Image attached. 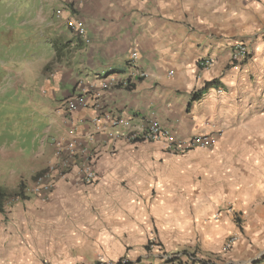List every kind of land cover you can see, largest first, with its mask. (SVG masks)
<instances>
[{
  "label": "crops",
  "instance_id": "0c3cea01",
  "mask_svg": "<svg viewBox=\"0 0 264 264\" xmlns=\"http://www.w3.org/2000/svg\"><path fill=\"white\" fill-rule=\"evenodd\" d=\"M81 7L74 15L91 44L72 43L73 51L61 49L60 62L50 66L53 49L26 95L34 114L47 120L45 133L68 135L58 102L78 80L125 76L132 49L145 77L129 90L102 94L103 109L129 123L112 129L114 137L92 126L91 109L71 115L77 135L93 134L87 147L104 167V183L51 192L48 198L60 199V206L30 207L18 219L21 242L11 264L121 257L166 264L170 256L190 254L195 264H264V0H89ZM45 23L53 40H71L53 13ZM236 43L250 57L232 67ZM203 59L211 61L208 68L197 67ZM149 120L182 140L210 135L215 145L170 155L159 143L128 142ZM65 180L78 178L71 173ZM120 183L125 189H114ZM59 228L61 234L54 232ZM230 237L235 243L225 251Z\"/></svg>",
  "mask_w": 264,
  "mask_h": 264
},
{
  "label": "rangeland",
  "instance_id": "374dc122",
  "mask_svg": "<svg viewBox=\"0 0 264 264\" xmlns=\"http://www.w3.org/2000/svg\"><path fill=\"white\" fill-rule=\"evenodd\" d=\"M88 1L0 0V187L6 192L4 200L0 201V264H11L21 242L17 222L26 216L30 207L60 206V199L48 198L51 192L94 190L104 183L101 171L104 167L99 168L97 164L98 181L93 186L82 184L78 175L74 184L56 177V169L65 158L55 154L54 144L68 137L45 133L47 120L35 115L26 101V95L37 86L44 61L52 58L53 49L55 55L50 66L60 62L62 51L69 54L73 51L69 49L72 43L84 48L91 44L87 33L89 42L84 44L68 25L71 20L74 24L77 20L81 23L74 14H79L83 9L81 5ZM52 13L55 19L63 21L71 40L50 37L45 19ZM81 26L84 27L82 23ZM69 162L75 160L69 159ZM70 164L67 174L77 171V164ZM52 174L54 176H50ZM114 189L125 188L120 183ZM60 228L54 232L61 234Z\"/></svg>",
  "mask_w": 264,
  "mask_h": 264
},
{
  "label": "built area",
  "instance_id": "2783aa9c",
  "mask_svg": "<svg viewBox=\"0 0 264 264\" xmlns=\"http://www.w3.org/2000/svg\"><path fill=\"white\" fill-rule=\"evenodd\" d=\"M71 21L68 25L76 31L84 44H88L89 41L86 37L84 27L81 26L78 20L75 24ZM249 57L250 50L248 47L242 43H236L230 53L229 64L232 67L241 66ZM137 58V51L132 49L126 65L127 73L125 76L110 72L104 77H97V80H94L93 83H89L87 78L78 80L73 89V93L58 102L56 111L62 116L61 125L68 127V139L66 141H57L54 144L55 154L65 158V161L61 162L58 169H56L58 171V176L56 177L59 179H65L68 169H71L70 163H76L77 171L74 174L80 176L82 184L85 186H93L98 181V176L95 172L97 156L94 150H90L87 147L88 143L90 144L93 140V134L88 132L82 136L77 135L74 128L71 127L70 117L77 111L91 109L94 115L90 119V123L97 131L105 133L109 138L114 137L112 129L118 127L128 128L129 123L126 119L117 116V113L114 111H105L103 109L100 98L104 92L110 89H127L138 79L145 77L142 71L135 68ZM210 65L211 61L208 59H203L197 63V67L199 68H208ZM217 93H221V89H217ZM127 140L131 143H159L162 145L163 151L172 155H182L196 149L206 150L215 145V140L210 135H193L184 140L179 139L154 120H149L139 131L131 132L127 136ZM69 159H73L75 162H69ZM50 176H54V174ZM234 243L235 237H230L224 246V250L227 251L230 249ZM195 262L194 256H188L183 259L179 255H173L166 260V264H195ZM96 264H130V261L127 257H121L117 260H101Z\"/></svg>",
  "mask_w": 264,
  "mask_h": 264
},
{
  "label": "trees",
  "instance_id": "16d2710c",
  "mask_svg": "<svg viewBox=\"0 0 264 264\" xmlns=\"http://www.w3.org/2000/svg\"><path fill=\"white\" fill-rule=\"evenodd\" d=\"M215 85V83L213 82L212 83V86ZM209 87V85H205L204 87V90H206L207 88ZM131 87H128L127 89L129 90ZM199 99V93H194L193 96H192V101H195V100H198ZM6 196V192L4 191V188L0 187V201H3L4 198ZM237 220V219H236ZM239 224V223H237ZM183 255H185V253H183ZM188 256H191L193 257L194 255L193 254H190Z\"/></svg>",
  "mask_w": 264,
  "mask_h": 264
}]
</instances>
